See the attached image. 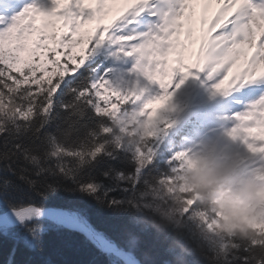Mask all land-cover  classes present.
Returning a JSON list of instances; mask_svg holds the SVG:
<instances>
[{"label": "snow or ice", "instance_id": "1", "mask_svg": "<svg viewBox=\"0 0 264 264\" xmlns=\"http://www.w3.org/2000/svg\"><path fill=\"white\" fill-rule=\"evenodd\" d=\"M119 2L31 0L21 5L20 0H0V251L5 239L11 242L2 264H17L21 248L42 251L53 228L82 237L108 257L109 264L117 259L140 264L134 251L138 237L129 235L126 247L121 236L110 235L95 222L93 208L115 215L132 212L134 223L147 225L159 215L149 185L170 184L192 163L190 149L177 151L168 160L170 173L146 178L158 154L160 134L174 123L161 125L159 119L173 95L169 87L174 77L202 74L212 89L222 93L264 77V0H123L128 7L110 23H100L111 5ZM200 5L203 14L198 12ZM41 16L61 17L62 30L49 32L47 24L38 25ZM141 19L148 22L147 31L137 27ZM92 21L98 22L85 36L82 29ZM197 38L196 69L207 64L204 72L186 62L188 42ZM108 40L119 45V51L136 54V68L149 81L158 82L163 92L146 96V86L125 91L103 76L88 79L89 58ZM78 45L86 47L77 51ZM70 93L74 100L65 101ZM157 101H164L163 106L150 110ZM57 106L79 113L67 128L58 124L57 132L65 139L75 135V141H89L88 147L70 148L57 132H44ZM129 113L143 117L144 143L129 144L116 134L127 129L113 125ZM235 117L239 123L227 135L242 145L251 175L264 180V98ZM28 132L34 137L25 144L21 136ZM129 152L135 161L131 170L110 163L96 171L101 157L127 165ZM17 154L32 167L4 163ZM65 157L76 163L69 167ZM174 204L169 196L163 207ZM182 204L189 223L194 213L207 209L201 200L184 198ZM186 232V239L213 252L203 237ZM257 249L264 253V244L248 241L244 250L252 255L241 257L244 264L251 259L264 264V255L255 254Z\"/></svg>", "mask_w": 264, "mask_h": 264}, {"label": "trees", "instance_id": "2", "mask_svg": "<svg viewBox=\"0 0 264 264\" xmlns=\"http://www.w3.org/2000/svg\"><path fill=\"white\" fill-rule=\"evenodd\" d=\"M85 76L90 79L87 71L85 72ZM64 99L70 102L74 100V96L70 93ZM57 113L59 114L58 116ZM53 116L55 118L46 126L44 132H57L58 124L62 128H67L73 120L78 118L79 113L75 112V108L70 111H64L61 107L57 106ZM57 135L60 137L61 142L70 148H86L90 143L89 141H75V135L67 139L59 132H57ZM42 136L43 132L41 133ZM29 137H34V133L28 132L22 135L21 139L25 144H28L31 143ZM41 142L37 141V143ZM123 155L122 153L121 157ZM132 155L131 152L127 153L129 158L127 165L120 164L118 161H111L107 157H101L99 158V163L96 165V171L99 172L101 169L107 168L110 163L116 164L117 167H128L131 170V166L135 163L132 160ZM64 159L69 167L76 163L72 157H65ZM168 160V154H157L146 178L153 180L158 175L170 173L171 166ZM4 163H12L14 167H19L20 164L32 167V165L27 164V161L23 160L20 154L13 157L12 160H5ZM49 163H55V161H49ZM149 186L156 190L167 185L155 187L150 184ZM173 188L175 190L174 194L181 196L174 186ZM159 215L152 217L148 221V224L145 225L134 223V213L132 212L125 215H115L103 209L93 208V219L95 222L110 235L117 234L121 236L126 247L128 246L127 239L129 235L138 237V243L134 251L145 264H244L241 257L252 255L244 250L248 241L264 244V238L241 241L236 237H223L224 242L228 243L231 247L224 254L225 261L217 256L215 249L211 252L207 248L199 247L193 241L186 239L187 233H185L184 229H181L182 224H185L186 221L183 215L179 218L178 222H175L171 218L163 217L160 213ZM44 239L45 246L42 251L32 252L21 248L16 257L17 264H109L108 257L86 242L82 237L67 236L53 228ZM10 247L11 242L5 239L3 249L0 251V264L7 259ZM238 247L240 248L237 249ZM165 249H168L169 252L165 251ZM255 254L257 256L264 255L259 249L256 250ZM205 256L208 258L206 259ZM115 264L125 263L117 259ZM249 264H256V262L254 259H251L249 260Z\"/></svg>", "mask_w": 264, "mask_h": 264}, {"label": "clouds", "instance_id": "3", "mask_svg": "<svg viewBox=\"0 0 264 264\" xmlns=\"http://www.w3.org/2000/svg\"><path fill=\"white\" fill-rule=\"evenodd\" d=\"M124 132H117L129 144L144 143L143 117L121 115ZM113 128H121L119 123ZM192 161L173 177L174 186L184 198L207 203L202 215L208 216L210 231L241 241L264 238V180L245 175L193 153ZM219 214V215H218Z\"/></svg>", "mask_w": 264, "mask_h": 264}, {"label": "rangeland", "instance_id": "4", "mask_svg": "<svg viewBox=\"0 0 264 264\" xmlns=\"http://www.w3.org/2000/svg\"><path fill=\"white\" fill-rule=\"evenodd\" d=\"M62 5H64V4H62ZM111 6L113 7L114 10H115V8H117V11H118L119 9H121L122 4H121V2H119V3H115ZM59 18H61V17H47V18H45V17L41 16V17H38L37 24L41 25V26L47 24V28L48 27H56V23L58 22ZM89 28H90L89 29V33H90L93 30L91 29V27H89ZM50 32H52V31H50ZM81 48H83V46L77 47V49H81ZM162 106L163 105L161 104V105H159V107H155L154 109H159ZM173 106H177V104H176V102H173L170 100L168 106L166 108H164L160 114H164V113L168 112L171 109V107H173ZM152 189H153V197L156 201L154 207L156 209H158V212L160 214H162L163 217L165 216L167 218H171L175 222H178L179 218L183 215V213H182L183 197L177 196L176 194H174L175 190H174L173 186L170 184H168L167 186H164L163 188H159L156 190L154 188H152ZM169 196H171V198L175 201V204L172 207L164 208L163 205L165 203H167V198ZM192 220H193L192 223H189V221L186 220L185 224H182L181 229H184L185 233H187L186 232V229H187V230H190V231L198 234L200 237H203V239L206 240L208 242V244L211 245L212 249L216 250L215 251L216 254L221 259H224L226 261L224 254H226L228 252V250H230V248H231L230 245L228 243L226 244L224 242V238H222L221 236L216 235L214 232L210 231L211 225L207 224V222H206L207 218L204 217V215H201L200 212L194 213ZM218 237H219V239H218ZM194 243L197 245L196 242H194ZM201 246L205 247L203 244L199 245V247H201ZM166 250H167V252H169L168 249H165V251ZM139 259L141 260V258H139ZM204 261H206V260H204ZM142 262L145 264L144 261H142Z\"/></svg>", "mask_w": 264, "mask_h": 264}, {"label": "bare ground", "instance_id": "5", "mask_svg": "<svg viewBox=\"0 0 264 264\" xmlns=\"http://www.w3.org/2000/svg\"><path fill=\"white\" fill-rule=\"evenodd\" d=\"M201 7H203V6H201ZM213 7H214V8H215V7H218V5H214ZM197 35H198V36H200V35H201V33H200L199 31H197V34H196V36H197Z\"/></svg>", "mask_w": 264, "mask_h": 264}]
</instances>
